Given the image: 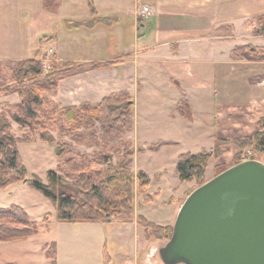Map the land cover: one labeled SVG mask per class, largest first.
Wrapping results in <instances>:
<instances>
[{
    "label": "crops",
    "instance_id": "obj_1",
    "mask_svg": "<svg viewBox=\"0 0 264 264\" xmlns=\"http://www.w3.org/2000/svg\"><path fill=\"white\" fill-rule=\"evenodd\" d=\"M144 7L149 9V15L142 14ZM262 14L264 0H113L105 9L99 7V22L112 21V43H102L101 49L107 45V50L99 51V59L96 60L74 62L57 57L56 61L70 62L74 66H95L64 79H75L78 82L73 87H65L67 96L62 93L61 81L55 100L67 106L93 103L84 97V90L77 91L75 87L83 88L81 76L109 68L115 73L111 79L112 84L98 101L110 93L127 92L134 108V94L143 95L152 109L162 108L156 118L160 124L158 131L165 135L181 133L184 129L188 133L193 132L199 114L207 113L208 122L212 124L209 125L208 135L213 144L202 149L212 148L215 139L232 140L252 136L257 131V121L264 117V95L257 94L260 88H264V61L239 56L237 48L246 45L264 48V35L253 34L249 25ZM117 67L122 68L123 76L115 71ZM182 99L187 102L189 116H182L177 110V104ZM147 118L149 121L155 118L154 113L148 114ZM134 119L133 132L138 131ZM144 127L146 134H159L154 122H148ZM155 143H161V147L178 142L167 139ZM155 143L140 146L132 142L134 173L139 170L145 172L138 164L135 165V156L140 153L138 147L146 152L149 145ZM180 154L182 153L178 155ZM176 160L171 178L166 175L165 169L155 172L154 177L145 172L159 186L163 182L168 184L169 181L173 184L170 191H164L169 200L162 201L163 204H168L163 206L166 207V217L153 221L158 225L174 223L181 206L179 200L192 183L184 181L185 184L179 191L180 179L175 173ZM220 161L218 159L213 163L215 165ZM162 192H152L148 187V193L153 195V202L161 197ZM157 193L158 196L155 197ZM140 202L141 196L135 195V217L128 222L120 220L123 229L134 230L136 236L135 255L124 259L122 264H139L138 253L146 249L144 229L136 222L138 215H144L140 208L146 204L140 205ZM14 239L0 241V244ZM103 250L102 247L97 264H103ZM1 262L0 264H4L13 261Z\"/></svg>",
    "mask_w": 264,
    "mask_h": 264
},
{
    "label": "rangeland",
    "instance_id": "obj_2",
    "mask_svg": "<svg viewBox=\"0 0 264 264\" xmlns=\"http://www.w3.org/2000/svg\"><path fill=\"white\" fill-rule=\"evenodd\" d=\"M43 1L0 0V61L30 59L39 50L38 58L43 63V72L32 80H41V78H44L48 74L50 65L53 62H62L56 61L57 57L74 62L85 59L96 60L99 59V51L103 52L104 50L105 52L107 50V45H104V48L101 49L102 43L109 41L110 44L112 43V21L101 20L99 22V7L102 6L105 9L113 0H49L50 11L43 8ZM248 46L254 48V46ZM50 49L52 52H49ZM237 52L239 56L246 54L245 49H238ZM258 54L261 58H248V60L264 61V52L260 51ZM115 71L120 76H123L124 72L122 68L117 67ZM114 74L113 69L109 68H105L104 70L98 69L97 72L95 70L81 76L80 83H82L83 88H75L77 91L84 90L82 93L85 95L84 97L91 100L92 104H94L102 94L109 91L108 89L111 87V79ZM235 83L237 84V82ZM29 84H31L29 79L16 81L13 80L9 73L0 71V112L14 111V106L20 102V96L15 90ZM75 84H78L75 79L71 81L63 80L61 84L62 93L67 96L68 92L65 90V87H73ZM58 91L54 97L51 96L50 91L43 92V95L55 100ZM77 91L75 92L77 93ZM257 94L264 95V88H260ZM134 95L136 102L133 108L132 120L135 118L138 131L133 132L131 130L128 133L131 143H138L141 146L144 143H155L158 140L167 141V139H174V141L178 142L177 144L161 147H159L161 143L151 144L146 152H143L142 148L138 147L140 153L138 156H135V165L138 164L147 174L154 177L155 172L165 169L166 175L171 178L174 175V163L179 153H198L211 149H202L209 148L213 144L212 139L208 135L209 125L212 124L208 122L207 113L199 114L193 132L188 133L184 129L181 133L165 135L158 131L160 124L156 118L162 108L152 109L147 104V100L143 95ZM151 112L154 113L156 119L153 118L149 121L147 115ZM8 119L11 124L9 131L14 136L21 138L23 131L9 117ZM148 122L156 123L159 134H146L144 126ZM49 130L56 140L71 142L67 135L60 133L55 128L50 127ZM27 136L31 141H20L17 143L21 161L27 169L26 179L31 178L35 174L43 182H46V173L54 170L57 164L54 147L42 141L39 138L38 132L33 129L28 132ZM125 137L127 138V134ZM232 140L224 141L231 142ZM156 147L159 148L152 149ZM79 148L83 155H90L94 149H98L96 146H79ZM221 150L223 151V156L221 155L217 159L211 158L209 160L208 169L206 168L205 170V182L214 177L219 171L225 170L235 164L234 155L238 151L237 148L229 143L223 145ZM251 158L264 163V149L256 150L251 145H247L241 149L239 160L243 161ZM218 159H221V161L214 165L213 162ZM153 177L150 180L149 190L152 192L162 190L161 197L154 200V202L152 201L153 203L149 202L147 204L142 202V196L139 195L141 196L140 205L146 204L140 208L141 212L145 215L142 216L146 220L152 221V223L166 217V207L163 206L168 205L167 202L169 200L164 191H170L173 187L172 181H169L168 184L163 182L159 186L152 179ZM189 182H192L190 187L185 189L182 199L179 200L181 204L188 194L198 187L196 181L192 180ZM184 184L185 182L180 181L178 184L179 191L183 188L182 185ZM167 185H169V188H167ZM147 194L150 195L148 191ZM150 196L153 197V195ZM157 196L158 193L155 194V197ZM163 200H167L166 204H163ZM11 204L20 205L25 209L30 219L36 222L37 233L30 237L1 243L0 262L13 261L18 264H50L42 250L43 245L50 242H55L57 247L56 264L57 261L58 264H97L99 263L102 247L109 255V264H122L124 259L133 258L135 255L134 244L136 236L134 230L123 229L120 220L128 222V219L124 216L115 218L110 222H60L56 218L51 203L40 192L30 188L26 181L14 182L0 190V207H7ZM46 213H50L51 215L45 225L42 223V218ZM134 217L133 215L131 219ZM158 226L163 228L166 226L172 227L173 224ZM163 231L158 230L159 233L155 236H151L149 240L145 239L146 249L138 253L139 264H163L158 256V248L170 238H166ZM140 232L139 234H141Z\"/></svg>",
    "mask_w": 264,
    "mask_h": 264
},
{
    "label": "trees",
    "instance_id": "obj_3",
    "mask_svg": "<svg viewBox=\"0 0 264 264\" xmlns=\"http://www.w3.org/2000/svg\"><path fill=\"white\" fill-rule=\"evenodd\" d=\"M43 8L51 10L49 0L43 1ZM249 25L253 34L264 35V14ZM238 49L246 50L247 55H241L246 59L261 58L258 52H264V48H251L248 45ZM38 53L39 50L30 59L0 61V71L9 73L13 80L31 81V84L15 90L20 102L14 106V111L0 112V190L14 182L26 181L30 188L40 192L51 203L60 222L99 223L120 216L129 221L134 215L135 195H141L143 203H149L153 198L147 194L150 184L148 175L142 170L136 173L132 170L133 145L125 137L133 127L131 97L127 92L110 93L94 104L84 102L62 106L44 96L43 92L50 91L54 97L61 81L95 65L74 66L70 62H53L44 78L32 80L43 72ZM177 110L182 116L190 114L185 99L178 102ZM8 117L23 131L21 138L9 131L11 124ZM256 125L257 131L252 136L236 138L231 142L215 139L209 151L178 155L175 173L180 181L194 180L198 186L202 185L209 160L222 155L223 145L231 143L237 148L235 164L241 162L240 151L245 146L263 150L264 117ZM50 127L67 135L71 142L56 140ZM32 129L38 132L42 141L53 145L57 158L56 168L46 173V182L35 174L26 179L27 169L18 152L17 143L31 141L27 135ZM79 146H96L98 149H94L90 155H83ZM50 215L46 213L42 223L46 225ZM136 222L143 227L146 240L159 233L158 230H164L166 238L171 236L170 226L163 228L155 225L142 215L136 217ZM36 233V222L22 207L16 204L0 207V241L26 238ZM42 250L50 264H56L55 242L43 245ZM109 263V255L103 250V264Z\"/></svg>",
    "mask_w": 264,
    "mask_h": 264
},
{
    "label": "water",
    "instance_id": "obj_4",
    "mask_svg": "<svg viewBox=\"0 0 264 264\" xmlns=\"http://www.w3.org/2000/svg\"><path fill=\"white\" fill-rule=\"evenodd\" d=\"M158 256L163 264H264V163L243 160L192 190Z\"/></svg>",
    "mask_w": 264,
    "mask_h": 264
},
{
    "label": "built area",
    "instance_id": "obj_5",
    "mask_svg": "<svg viewBox=\"0 0 264 264\" xmlns=\"http://www.w3.org/2000/svg\"><path fill=\"white\" fill-rule=\"evenodd\" d=\"M142 14L144 15H149V13H150V11H149V9L147 8V7H144L142 10ZM51 51V50H50Z\"/></svg>",
    "mask_w": 264,
    "mask_h": 264
}]
</instances>
